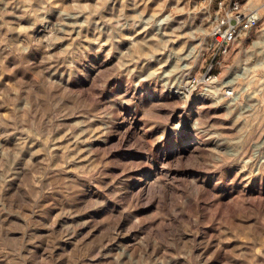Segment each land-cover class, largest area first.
Masks as SVG:
<instances>
[{
    "label": "rangeland",
    "instance_id": "374dc122",
    "mask_svg": "<svg viewBox=\"0 0 264 264\" xmlns=\"http://www.w3.org/2000/svg\"><path fill=\"white\" fill-rule=\"evenodd\" d=\"M243 2L263 18L219 69L232 100L172 95L212 59L215 1L0 0V264H264V0Z\"/></svg>",
    "mask_w": 264,
    "mask_h": 264
},
{
    "label": "built area",
    "instance_id": "2783aa9c",
    "mask_svg": "<svg viewBox=\"0 0 264 264\" xmlns=\"http://www.w3.org/2000/svg\"><path fill=\"white\" fill-rule=\"evenodd\" d=\"M217 4V12L209 26V32L206 34L211 41L208 45L211 51V61L207 63L204 73L200 77L189 79L182 85L180 97H188L193 91H197L199 87L202 94L208 95L210 88L222 83L221 90L227 99H236L238 90L235 86L234 79L229 80L231 83L227 85L221 80L220 68L227 61L232 46L238 39L248 36L259 27L262 21L260 9H249L247 3L243 0H212ZM238 82V81H237Z\"/></svg>",
    "mask_w": 264,
    "mask_h": 264
},
{
    "label": "bare ground",
    "instance_id": "6f19581e",
    "mask_svg": "<svg viewBox=\"0 0 264 264\" xmlns=\"http://www.w3.org/2000/svg\"><path fill=\"white\" fill-rule=\"evenodd\" d=\"M165 20H166V19H161V17L155 18V22H156V24H157V27H159V29H161V27L165 24ZM230 83H231V81L227 82L226 84L228 85V84H230ZM178 88H179V87H178ZM181 90H182V88H181ZM181 90L178 91V90L175 89V91H173L172 95H173L174 97H175V94H176V93H179V95H181V94H182V93H181Z\"/></svg>",
    "mask_w": 264,
    "mask_h": 264
}]
</instances>
